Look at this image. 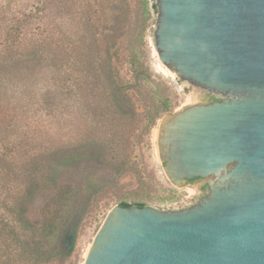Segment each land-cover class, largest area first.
Returning <instances> with one entry per match:
<instances>
[{
  "label": "water",
  "instance_id": "obj_1",
  "mask_svg": "<svg viewBox=\"0 0 264 264\" xmlns=\"http://www.w3.org/2000/svg\"><path fill=\"white\" fill-rule=\"evenodd\" d=\"M153 3L160 63L200 94L163 117L158 156L171 184L208 186L189 208H111L83 264H264V0Z\"/></svg>",
  "mask_w": 264,
  "mask_h": 264
},
{
  "label": "rangeland",
  "instance_id": "obj_2",
  "mask_svg": "<svg viewBox=\"0 0 264 264\" xmlns=\"http://www.w3.org/2000/svg\"><path fill=\"white\" fill-rule=\"evenodd\" d=\"M125 3L134 11L135 0ZM43 8V0H0V43L17 27L24 29L27 38L33 32L39 35L37 38L48 35L52 16ZM134 17L138 18L134 12L129 13L124 30ZM155 22V12H151L143 34L145 62L152 82L142 90V95L130 92L139 118L119 127L120 136L101 135V119L94 118L92 111L100 109L88 92L80 99L64 94L75 90L71 83L77 73H55L48 55H18L0 62L1 109L11 116L7 125L0 122V232H9L13 225L25 240L36 233L30 224H39L47 217L54 219V231L61 236L63 247L67 246L68 237L72 242L64 258L47 264H83L107 213L121 203L179 210L193 206L205 196L199 185L171 184L158 156L153 130L163 117L197 104L200 94L194 88L174 83L170 75L157 69L161 63L154 47ZM37 27L41 30L35 31ZM119 46L120 60L116 66L125 82L130 80L126 39ZM154 96L167 97L171 110L146 130L143 115ZM93 143L98 161L79 160L71 166L49 169L59 157L88 150ZM120 163L124 166L118 171L115 165ZM33 182L45 188L35 194L23 217L17 200ZM5 244L0 242V262L17 264L13 245L11 251Z\"/></svg>",
  "mask_w": 264,
  "mask_h": 264
},
{
  "label": "trees",
  "instance_id": "obj_3",
  "mask_svg": "<svg viewBox=\"0 0 264 264\" xmlns=\"http://www.w3.org/2000/svg\"><path fill=\"white\" fill-rule=\"evenodd\" d=\"M125 2L126 0H43V10H47L52 16V27L48 35L37 38L39 35L33 32L27 38L24 29H13L14 32L6 34L0 43V62H7L18 55L28 58L48 55L55 73H77L74 83H71L75 90L64 94L80 99L88 92L90 98L97 102L96 108L100 109L92 111L94 118L101 119V135L108 133L112 137L120 136L122 131L119 127L139 118L130 92L142 95V90L152 82L149 65L145 62L143 34L151 12H156V6L151 0H135L134 11H130ZM131 12L138 18L134 17L124 30L126 17ZM40 30L39 27L35 29ZM122 39L127 41L126 64L130 75V80L125 82L121 80L119 67L116 66L120 60L119 44ZM72 92L74 93L71 94ZM151 98L153 103L143 115L146 130L163 113L171 110L167 97ZM10 118L9 113L1 109L0 103V122L7 125ZM92 145L88 150L69 152L59 157L49 169L71 166L79 160L98 161L99 156L94 153L96 145ZM123 166L120 163L115 168L119 171L123 170ZM43 188L45 186L33 182L21 193L17 200L22 209L21 216L26 215L29 203ZM120 206L131 207L126 203H121ZM137 207L145 206L137 204ZM53 220L47 217L39 224H30V228L36 230V233L25 240L21 239L12 225L9 232H0V242L9 243L5 245L11 251L13 245L17 264H47L62 259L70 249L63 247L61 236L54 231ZM10 262L0 264H11Z\"/></svg>",
  "mask_w": 264,
  "mask_h": 264
},
{
  "label": "bare ground",
  "instance_id": "obj_4",
  "mask_svg": "<svg viewBox=\"0 0 264 264\" xmlns=\"http://www.w3.org/2000/svg\"><path fill=\"white\" fill-rule=\"evenodd\" d=\"M157 69H159L160 72H162V73H164L166 75H169V73L166 70V68L164 66H162L161 64H158ZM187 102H190V99H188ZM153 138H154V140L157 138V129L153 130ZM86 255H87V253L85 254V258H86Z\"/></svg>",
  "mask_w": 264,
  "mask_h": 264
},
{
  "label": "flooded vegetation",
  "instance_id": "obj_5",
  "mask_svg": "<svg viewBox=\"0 0 264 264\" xmlns=\"http://www.w3.org/2000/svg\"><path fill=\"white\" fill-rule=\"evenodd\" d=\"M199 180H201V178H197V179H194V180H185L184 181V184H189V183H193V182H195V181H199ZM208 186V183H204L203 185H201V188L204 190V189H206V187ZM137 204H141V203H137ZM137 204H136V206H137ZM120 206V205H119ZM68 237V236H67ZM71 237H68L67 238V242H68V240L70 239ZM68 247V246H67Z\"/></svg>",
  "mask_w": 264,
  "mask_h": 264
}]
</instances>
